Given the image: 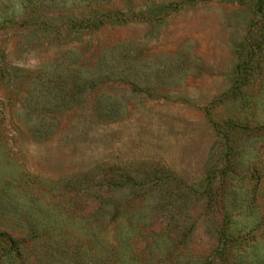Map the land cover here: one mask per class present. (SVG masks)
<instances>
[{"label":"rangeland","instance_id":"obj_1","mask_svg":"<svg viewBox=\"0 0 264 264\" xmlns=\"http://www.w3.org/2000/svg\"><path fill=\"white\" fill-rule=\"evenodd\" d=\"M53 4L0 28V264H264V0ZM119 41L146 61L138 84L98 83L33 137L18 109L38 67L62 48L91 66ZM148 164L209 180L189 237L110 213L129 191L114 175Z\"/></svg>","mask_w":264,"mask_h":264},{"label":"trees","instance_id":"obj_2","mask_svg":"<svg viewBox=\"0 0 264 264\" xmlns=\"http://www.w3.org/2000/svg\"><path fill=\"white\" fill-rule=\"evenodd\" d=\"M58 0H0V28L17 16V9L38 7L50 10ZM32 10V11H33ZM129 42L119 41L101 51L91 66H86L81 56L72 48H62L55 57L38 67L19 101L18 120L35 138L48 137L55 129L52 115L78 104L85 92L98 83L110 80H125L136 86L143 78L146 61L139 55H130ZM96 99L94 111L104 110L102 99ZM126 176L114 175L119 180L118 188H129L122 200L105 202L111 206L110 213L127 220L131 231L147 228L142 225L151 218L163 222L154 234L189 237L193 227L188 220V204L193 192H206L205 186L183 184L177 177L162 167L146 165L124 169ZM228 164L221 171L226 173ZM204 182V180H203ZM203 188L198 190L197 188ZM111 189V188H110ZM208 192V191H207ZM102 202V201H101ZM99 203V206H102ZM138 220L136 222H132ZM186 220V224L183 221ZM140 221H143L140 223ZM149 222V221H147ZM190 223V224H189ZM141 224V225H140ZM189 224V225H187ZM145 226V227H142Z\"/></svg>","mask_w":264,"mask_h":264}]
</instances>
